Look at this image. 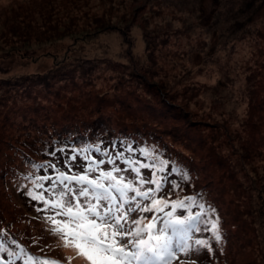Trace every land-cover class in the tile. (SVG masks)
I'll list each match as a JSON object with an SVG mask.
<instances>
[{"label": "rangeland", "instance_id": "obj_1", "mask_svg": "<svg viewBox=\"0 0 264 264\" xmlns=\"http://www.w3.org/2000/svg\"><path fill=\"white\" fill-rule=\"evenodd\" d=\"M263 64L264 0H0V217L10 223L0 228V261L16 252L20 234L31 250L88 264L52 234L45 219L52 212L38 211L44 205L28 196L26 175L14 176L33 174L20 148L32 151L34 140L45 146L52 134L104 123L117 132H156L175 158L201 174L198 186L207 187L226 219L219 242L204 223L187 240L169 228L174 247L192 249L173 264H264V215L251 211L254 200L264 212V109L250 104L249 90L264 98ZM215 136L232 142L220 144L221 152L241 178L242 194L225 178L222 195L224 174L214 167L213 180L200 168L218 163L208 146ZM120 170L117 176L136 180ZM171 188L165 183L154 198L167 200ZM140 215L145 224L156 216L155 232L164 227L158 211L131 219ZM215 217L206 212L203 219ZM197 239L212 250L196 251Z\"/></svg>", "mask_w": 264, "mask_h": 264}, {"label": "snow or ice", "instance_id": "obj_2", "mask_svg": "<svg viewBox=\"0 0 264 264\" xmlns=\"http://www.w3.org/2000/svg\"><path fill=\"white\" fill-rule=\"evenodd\" d=\"M90 150L85 148L80 151L87 154ZM96 151H99V148ZM78 154L74 150L69 160H75ZM115 159H122V156ZM115 159H108L107 163L114 165ZM103 163H105L103 160L87 159L84 172L78 175L69 174L70 164L68 172H62L50 162L32 163L31 167L37 172L53 169L57 174L55 176L28 174L24 177L32 185L27 192L28 196L44 205L38 211L52 212L51 216L45 217L51 223L52 234L58 236L66 247H74L88 264H173L181 253L187 255L192 250L187 243L173 246L168 229L171 228L175 233L177 226L187 240L191 232L199 230L198 224L204 223L205 230L212 232L213 239L217 242L221 240L218 223L215 221L209 223L203 219L206 212H214V209L205 210L203 204H198L196 197L171 202L163 198H154L167 182L166 176H157L158 171L164 170L163 166L167 165V161H163L159 169L155 164H140V168L153 169V178L148 181L140 175L139 168L131 169L136 174L135 181L114 175L121 171L117 167L110 171L101 170L99 176L90 178L89 174L99 169ZM171 171H179L181 179L186 178V174L176 166H172ZM45 184L48 187H45ZM144 184L154 187L142 190ZM177 187L178 185L173 183V188ZM45 193L50 195L46 196ZM129 193L134 195L129 196ZM142 201L147 203H141ZM169 204L173 209L179 207L187 210L188 215L181 219L175 216L174 212H168L164 227L160 228L158 233L154 231L155 215L147 224L144 223L146 217L143 215L131 219L132 213L163 211ZM197 206L200 211L193 214L191 209ZM57 217L63 219L58 220ZM194 243L198 246L196 251L212 250L208 240L197 239ZM4 251L3 246H0V253ZM20 251L23 252V249ZM8 255L12 257L16 254ZM8 264H14L11 258ZM25 264H58V261L46 257L27 256Z\"/></svg>", "mask_w": 264, "mask_h": 264}, {"label": "trees", "instance_id": "obj_3", "mask_svg": "<svg viewBox=\"0 0 264 264\" xmlns=\"http://www.w3.org/2000/svg\"><path fill=\"white\" fill-rule=\"evenodd\" d=\"M263 71H264V64L262 65ZM254 79H251L248 77V84L252 86L254 84ZM252 95L250 98V104H253L255 102H258L257 110L258 112L260 110L264 109V98L260 99L258 95L253 94V90L249 89ZM85 126V127H84ZM82 128L78 129H68L66 132H61L57 135H50L48 136L50 140H47V145L40 146L42 143H39V140H34V142H31L29 146L32 148V151H28L24 148H20L25 158L22 159L27 166L31 167L32 163L35 164H45V163H52L56 166V169L62 172H68V165L71 166V172L69 174H82L85 170V167L87 165V159H93L96 161H105V163L108 161V159H115L118 156H122V159H119L121 163H117L115 159V164H109V169L105 170L104 164L100 165V168L96 171L90 173V178H96L99 176L100 171H110L113 167H117L123 170H130L135 179H137L135 172H133L132 168H139L140 175L143 177L145 181L151 180L153 169L151 168H140V164H155L156 168L159 169L162 167V162L167 161V165L163 166V171H158L157 176H166L167 182L172 186V188L169 191L168 194V201H176L177 199H184L186 197H196L198 204L203 203H210L214 209L215 222L218 223L219 231L224 235H226V231H224V226L226 223V219L222 214V211L220 207L214 202V200H211L209 197L212 195L210 194V191L205 186H198V183L200 181V172L198 175L196 171H191V169L184 164H182L177 158H175L172 153L170 152V149L168 147V144L163 142L158 136L157 133L154 131H146V129L141 128H134L135 131H119L117 132L115 129H112L108 126H106L104 123H102V127H99L98 125H84ZM152 130V129H150ZM152 132V133H151ZM221 133L224 134L223 129L221 130ZM65 134V135H61ZM39 138H41L38 135ZM232 141H234V137H232ZM42 139V138H41ZM212 139V140H211ZM223 141V142H221ZM39 143V144H38ZM224 143V145L228 146L232 142L228 139H224L220 136H215L210 138L208 146H209V152L213 155H217L219 158L218 163L214 164L212 162L204 163L201 165L202 171L211 179L214 180L212 177L214 167H217L220 174H224V177L221 175V179L218 180L219 184H221V192L222 195H224L226 192H228L224 179L230 180L232 183H235V189L240 191L239 193L242 194V182L241 178H235L236 170L234 168H231L230 164L228 163L227 159L222 157V152L220 144ZM206 142H204V145ZM89 148L91 149L87 154L81 152V149ZM99 148V151H96V149ZM233 148L237 149L240 153H243V151H246L244 148L240 147L238 144H233ZM75 153H79L77 155V158L75 160L70 161L69 158ZM54 153V154H52ZM107 154V155H106ZM249 155V154H248ZM87 157V159H86ZM209 159H212V156L209 155ZM251 159V158H250ZM29 160V161H28ZM248 160V159H247ZM127 161L132 162L131 164L127 163ZM30 162V163H29ZM172 166H176L178 169H181L183 173L186 174V178L181 179L180 172H172L171 168ZM227 166V167H226ZM229 169V171L225 172ZM33 174L34 175H52L55 176L57 173L53 172V169H47L36 171L34 169ZM146 172L148 173V177H145ZM229 173V175H228ZM30 174L27 172V174L21 173L17 174L14 177L23 176ZM94 175V177H92ZM116 175V173H114ZM237 175V173H236ZM117 176V175H116ZM3 176L0 174V178ZM261 178L256 176L254 177L253 181H259ZM170 180V181H169ZM166 182V183H167ZM202 182V177H201ZM107 183V182H106ZM173 183L177 184V188H173ZM245 183H250L246 182ZM146 185V184H144ZM143 185V186H144ZM149 187H154V185L148 184ZM75 186V185H74ZM45 187H48L47 184H45ZM147 187V188H149ZM146 188V189H147ZM49 194V193H45ZM212 198V197H211ZM213 199V198H212ZM260 199L256 200L257 201ZM210 201V202H209ZM214 203V204H213ZM252 205V203H250ZM169 206H171L169 204ZM1 208V207H0ZM181 208L177 207L172 212H174L175 216H179L181 219L184 218V216L188 215L187 210H181L180 214H176L178 210ZM196 207L192 208L191 211L193 214L196 213L195 211ZM253 210V214L256 215L257 219L264 215L262 206H257L253 200V205L251 208V211ZM237 211L236 207H233L228 213L229 217L232 216L233 213ZM170 212L169 210L163 209V211H158V216L162 217L163 219H167V213ZM183 212V214H181ZM261 219V218H260ZM4 219L0 217V228H4V226L8 227L10 223H4ZM257 223V221H256ZM5 227V228H6ZM177 231L182 232L177 226ZM16 237L15 243L19 245L18 249L15 252V256L9 257L6 256L3 258V262L7 263L8 260L11 258L14 262V264H25V261L27 259V256H34L37 258H48L51 260L58 261V264H71L67 260L52 255L49 253L46 249L40 248L42 252H37V250L29 249L30 243L28 241L25 242V238L20 234H14ZM23 249V252L20 250ZM19 256V258H17ZM228 264V262H227ZM232 264V263H230Z\"/></svg>", "mask_w": 264, "mask_h": 264}]
</instances>
